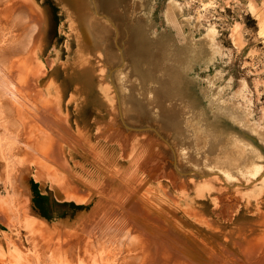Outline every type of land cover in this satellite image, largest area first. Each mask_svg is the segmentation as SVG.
Wrapping results in <instances>:
<instances>
[{"label":"rangeland","instance_id":"rangeland-1","mask_svg":"<svg viewBox=\"0 0 264 264\" xmlns=\"http://www.w3.org/2000/svg\"><path fill=\"white\" fill-rule=\"evenodd\" d=\"M28 2L47 32L32 60L35 71L21 69L23 76L18 70L11 88L4 85L7 58H0V264H154L139 259L141 248L125 245L131 224L118 229L115 221L127 212L154 222L164 235L170 227L193 237L184 264H264V0ZM5 16L0 10V19ZM10 18L16 24L10 33L18 37L26 17L8 12ZM36 37L17 60L35 50ZM85 57L94 81L77 86L76 63ZM5 103L17 112H7ZM31 137L37 154L26 148ZM226 139L241 140L258 171L228 177L204 166L205 152L218 151ZM69 164L87 182L74 197H67ZM109 181L116 187L106 192ZM130 188L142 199L131 200ZM101 189L107 194L100 201L95 192ZM98 203L94 216L105 218L86 225L84 217H93ZM66 237H86L84 246L62 250ZM146 249V255L154 252Z\"/></svg>","mask_w":264,"mask_h":264},{"label":"bare ground","instance_id":"bare-ground-1","mask_svg":"<svg viewBox=\"0 0 264 264\" xmlns=\"http://www.w3.org/2000/svg\"><path fill=\"white\" fill-rule=\"evenodd\" d=\"M3 2H6L5 4H2ZM28 3H30V2H28V0H26V3H24V2H22V0H0V10H2V11H4L5 13H6V18L8 17V12H15L16 14H18V13H22L25 17H26V26H24V27H22L21 28V31H20V33L18 34V37H13L12 35H11V33H10V30H9V28H11V27H13V26H15L16 24L13 22V19L14 18H10L9 20H7L6 18L4 19V21H3V19H0V40L1 41H4V42H6V45L4 44L2 47H0V58L2 59H5V58H7V60H6V63H7V74H5L6 75V77L8 78L7 80H5L4 81V85H6L7 84V82L6 81H8V85H6L7 87L9 86H11L13 83H14V81L16 80V78L19 76V74L17 75V71L18 70H20V72H21V74H23L22 73V70L21 69H25V68H27V69H29L28 71V74L30 75V73H33L35 70H33L32 69V67H33V65H34V58H36L37 57V54H38V51L39 50H42V47H43V45L45 44V41H46V32H47V25H46V23H44V19L42 20V18L41 19H39L38 17H37V15H35L34 13H32L31 11H30V8H29V5H27ZM75 19H76V23H77V26H78V28H79V30H80V32H81V34H83V41L84 42H86V43H88V40H90V39H88V36L86 35L87 33H86V29L83 27V22H82V19H83V15H81V13H80V11H79V9H77V11H76V15H75ZM2 24H7V29L6 30H4V31H2L1 30V26H2ZM33 28H37L38 30H37V32H36V30L35 29H33ZM85 29V30H84ZM37 34V37H36V43H37V45L35 44L34 46L36 47L35 48V50H32V52H29L30 53V55H27V53H26V55H24V56H22L21 58H19L18 60L15 58V57H17V56H20L19 54H21V52H24L25 50H27L28 48H29V46H30V44H31V42L33 41V39H32V37H34V35H36ZM32 39V40H31ZM2 45V44H1ZM1 48H3V50L1 49ZM39 49V50H38ZM29 50V49H28ZM38 50V51H37ZM27 52V51H26ZM97 52H99L98 50H97ZM28 53V54H29ZM100 54L102 53V51L101 52H99ZM24 54V53H23ZM83 54H85V53H83ZM22 59V61H20ZM32 60H34V61H32ZM85 61V62H84ZM84 61L82 60V61H79V62H77L76 64L77 65H79L77 68H78V71L79 72H76V78H75V80L77 81V86H80L79 84H84V85H87V84H91V83H93V81H94V78H93V69L91 68L90 69V64L92 65L93 63H92V61H88V57H85L84 58ZM20 63V64H19ZM3 65V64H2ZM1 65V60H0V68H1V70L3 69L2 66ZM5 67V66H4ZM35 67H36V65H35ZM75 68V67H74ZM76 68V69H77ZM4 70V69H3ZM6 71V70H5ZM75 71V70H74ZM24 73H25V71H23ZM27 73V72H26ZM4 75V74H3ZM23 76H24V74H23ZM26 76V75H25ZM3 77V76H2ZM28 78V77H27ZM4 79H5V77H4ZM15 79V80H14ZM18 79H20V80H23V79H21V77L20 78H18ZM14 80V81H13ZM37 81H38V78L36 79ZM19 81V80H18ZM39 81H40V79H39ZM5 82H6V84H5ZM25 82V81H24ZM38 83V82H37ZM3 85V81H2V79L0 78V90L2 89V87L4 86ZM20 85V84H19ZM25 85V84H24ZM7 87H5V88H7ZM22 87V86H21ZM84 87V86H83ZM87 87V86H86ZM11 88V87H10ZM24 88H25V86H24ZM89 88V87H88ZM20 89V88H19ZM86 89V88H85ZM4 90V89H3ZM6 90V89H5ZM8 90V89H7ZM6 90V92L8 93L9 91H11L10 89H9V91H7ZM19 91V94H20V90H18ZM17 92V91H16ZM10 94V93H9ZM18 94V95H19ZM21 95V94H20ZM100 95V94H99ZM106 95V94H105ZM0 96H2V94H1V91H0ZM98 96V95H97ZM103 96V95H102ZM131 96V95H130ZM3 97V96H2ZM19 97V96H18ZM100 97V96H99ZM98 97V98H99ZM6 98V97H5ZM13 98V97H12ZM164 98V97H163ZM15 99H16V97H15ZM153 99V98H152ZM6 100V99H5ZM4 99L2 100V101H5ZM106 100V99H105ZM104 100V101H105ZM158 100V99H157ZM8 101V100H7ZM148 101H150V100H148ZM1 103V102H0ZM10 103V102H9ZM9 103H7V105H6V103H5V105H4V107H6L5 109L7 110V112H14V111H16V109H15V107H13V108H8V107H10V106H8L9 105ZM14 103V102H13ZM12 103V104H13ZM18 103V102H17ZM114 104V103H113ZM23 105V104H22ZM8 106V107H7ZM20 107H22V106H20ZM114 108V107H113ZM158 108V107H157ZM20 110V118H21V120H25V116L23 117L22 115H21V112H24L21 108L19 109ZM121 110V109H120ZM119 110V111H120ZM17 112V111H16ZM157 112V111H156ZM38 113V112H37ZM15 113H12V114H10L11 116H15L14 115ZM24 114V113H23ZM42 114V113H41ZM43 116V115H42ZM40 117V116H39ZM160 117V116H159ZM43 118V117H42ZM170 118V117H169ZM34 119V118H33ZM121 119V118H120ZM17 120H19V119H17ZM27 121L28 120H26V123H27ZM21 122V125H22V121H20ZM19 123V122H18ZM68 123V122H67ZM20 124V123H19ZM189 124V123H188ZM190 124H191V122H190ZM17 125V124H16ZM20 125V126H21ZM110 125V124H109ZM123 125V124H122ZM152 125V124H151ZM193 125V124H192ZM204 125V124H203ZM29 126H30V123H29ZM44 126V125H43ZM148 126H149V124H148ZM147 126V127H148ZM178 126V125H177ZM211 126V125H210ZM16 127V126H15ZM123 127V126H122ZM125 127V126H124ZM127 127V126H126ZM137 127V126H136ZM179 127V126H178ZM188 127V126H187ZM190 127V126H189ZM189 127H188V129L187 130H189ZM206 127V126H205ZM17 128V127H16ZM30 128H31V126H30ZM102 128V127H101ZM100 128V129H101ZM182 128V127H181ZM180 128V129H181ZM106 129V128H105ZM201 129H202V127H201ZM209 129H210V127H209ZM101 130H103V128L101 129ZM179 130V129H178ZM191 130V129H190ZM193 130V129H192ZM204 130V129H203ZM215 130V129H214ZM62 131V130H61ZM110 131V130H109ZM180 131V130H179ZM182 131V130H181ZM111 132H113V131H111ZM184 132V131H183ZM211 132V131H210ZM22 133V132H21ZM32 133V132H31ZM36 133V132H35ZM181 133V132H180ZM205 133V132H204ZM51 133H49V136L50 137H53V135L51 136L50 135ZM55 134V133H54ZM57 134V133H56ZM55 134V135H56ZM201 134H202V132H201ZM200 134V135H201ZM212 134V133H211ZM214 134V133H213ZM54 135V136H55ZM59 135V133L54 137V139L57 137ZM207 135V134H206ZM215 135H216V133H215ZM37 136V135H36ZM60 136V135H59ZM59 136L56 138V139H58V141H56V144H58L57 142H59ZM102 136L104 137H106V138H108L109 140H112L113 139V137L112 136H114V135H112L111 136V134H109V132L107 133V134H105L104 132H103V134H102ZM188 136V135H187ZM202 136H203V134H202ZM209 136V135H208ZM30 137V136H29ZM69 137V136H68ZM125 137V136H124ZM160 137V136H159ZM34 138V140H36V138L37 137H33ZM115 138V137H114ZM116 138H118V137H116ZM161 138V137H160ZM197 138H200V137H198L197 136ZM216 138V137H215ZM220 138V137H219ZM233 138V137H232ZM235 138V137H234ZM233 138V139H234ZM48 139V138H47ZM52 140H54L53 138H51ZM50 139V140H51ZM55 139V140H56ZM61 139V138H60ZM182 139V138H181ZM209 139V138H208ZM210 139H212L211 137H210ZM209 139V140H210ZM216 139H218V137L216 138ZM17 140H19L20 141V139H17ZM127 141H128V139H126ZM146 140H147V138H146ZM213 140H214V138H213ZM212 140V141H213ZM238 140V139H237ZM234 141V140H230V139H226V142H224L223 143V145L222 146H219V150L217 151L216 150V152H212L213 154H211L210 153V151H211V149L209 150V152H208V150L205 152L206 153V156L204 155V158H203V161H204V166H210V167H214V168H216V167H218V168H220V169H223L226 173H227V175H228V177H232V176H234V172H241V173H243V172H245V173H252L253 171H258L257 169V165L254 163V162H252L251 161V159L249 160V158H248V153L246 154H244V152L243 151H241V147H240V144H243L242 143V141L240 140V141ZM127 141H122V145H126V147H127V144H126V142ZM214 141H216V140H214ZM222 141V140H221ZM54 142V141H53ZM181 142V141H180ZM249 142V141H248ZM22 143V142H21ZM29 143V144H28ZM28 143H25L26 145H27V150H29L30 152H32L33 154H37L36 152H38V151H36L37 150V148L36 147H38L37 145H38V143H37V141L35 142V141H33V139H32V137L31 138H29V140H28ZM41 143H43V141L41 142ZM50 143H51V141H50ZM60 144H61V141L59 142ZM215 143V142H214ZM240 143V144H239ZM250 143V142H249ZM20 144V143H19ZM37 144V145H36ZM40 144V143H39ZM59 144V148L61 147V145ZM68 144H70V141L68 142ZM76 144V143H75ZM178 144H179V142H178ZM182 144H183V141H182ZM185 144V143H184ZM211 144V143H210ZM213 144V143H212ZM211 144V145H212ZM215 144H217V143H215ZM220 144H222V143H220ZM224 144H226V146L224 145ZM247 144V143H246ZM43 145V144H42ZM54 145V144H53ZM192 145V144H191ZM210 145V146H211ZM248 145V144H247ZM246 145V148H248L249 146H247ZM20 146H21V144H20ZM41 146V145H40ZM39 146V147H40ZM44 146V145H43ZM58 146V145H57ZM56 146V147H57ZM71 146V145H70ZM209 146V147H210ZM214 146V145H213ZM212 146V147H213ZM52 147H55V145L54 146H52ZM73 147L74 146H72L71 148L73 149ZM81 147V146H80ZM125 147V148H126ZM240 147V148H239ZM244 147H245V144H244ZM45 148V147H44ZM50 149H51V145H50V147H49ZM59 148H57V149H59ZM182 148V147H181ZM184 148V147H183ZM195 148V147H194ZM39 149V148H38ZM75 149V148H74ZM180 149V148H179ZM244 149V148H243ZM46 150H48V149H46ZM56 150V149H55ZM61 150V149H60ZM86 150V149H85ZM42 151V150H41ZM62 151V150H61ZM78 151V150H77ZM43 152V151H42ZM59 152V151H58ZM182 152V151H181ZM249 152V151H248ZM254 152H255V150H254ZM253 152V153H254ZM39 153V152H38ZM62 153V152H61ZM183 153V152H182ZM203 153V152H202ZM216 153V155H215V157L213 156L214 154ZM249 153H251V151L249 152ZM40 154H41V152H40ZM58 154H60V152L58 153ZM204 154V153H203ZM46 155V154H45ZM61 155V154H60ZM64 156H65V154H63ZM71 155H73V156H75L74 155V153L73 152H71ZM181 155V154H180ZM246 156H247V158H246ZM38 157V156H37ZM63 157V156H62ZM39 158V157H38ZM44 158V157H43ZM43 158H41L40 157V159H42V161H43ZM74 158V157H73ZM147 158H149V157H147ZM182 158V157H181ZM66 159L68 160V163H70V161H69V158H68V155H66ZM160 159H161V157H160ZM85 160H86V158H85ZM154 159H152V161H153ZM158 160V159H157ZM45 161V160H44ZM151 161V160H150ZM143 163V162H142ZM159 163V162H158ZM164 163V162H163ZM102 164V163H101ZM144 164V163H143ZM206 164V165H205ZM65 165H67V164H65ZM103 165V164H102ZM101 165V166H102ZM109 165V164H108ZM107 165V166H108ZM158 166V165H157ZM161 166V165H160ZM259 166V165H258ZM104 167H106L105 165H104ZM68 168H69V172H66V170H65V173H67L66 175H67V179L69 180H67L66 178H65V181L67 180V182H68V186H69V183L71 184L70 185V187H67V185L65 184V182H64V184L66 185L65 186V188L66 189H68L67 190V197H74L75 195H77L78 193H80L79 191H80V189L83 187V186H85L86 184H87V182H86V180L85 179H83V178H81V177H79V175H78V173H77V170H74L72 167H71V165L69 164V166H68ZM107 169V168H106ZM101 170V169H100ZM110 170V169H109ZM151 170V169H150ZM156 170H157V167H156ZM68 171V170H67ZM103 171V170H102ZM154 171V170H153ZM247 171H249V172H247ZM252 171V172H251ZM152 172V171H151ZM103 173V172H102ZM105 173V172H104ZM115 173V172H114ZM149 173V172H148ZM154 174H155V172H153ZM152 176H153V174L152 173H150ZM158 174V173H157ZM253 174V173H252ZM150 175V176H151ZM220 175V174H219ZM108 176V175H107ZM114 176H115V174H114ZM120 176V175H119ZM118 176V177H119ZM218 176V175H217ZM117 177V176H116ZM171 177V176H170ZM122 178V177H121ZM120 179V178H119ZM173 179H175V178H173ZM217 179H219L220 180V177L218 176L217 177ZM114 180V179H113ZM112 180V181H113ZM122 180V179H121ZM134 180V179H133ZM171 180H172V178H171ZM112 181H109V185L108 186H110V182L112 183V185H111V188L109 189V190H105L106 192H108V191H111V189H112V187H113V182ZM136 181V180H135ZM170 181V180H169ZM232 181V180H231ZM98 182V181H97ZM105 182H107V181H105ZM127 183V182H126ZM118 184V183H117ZM129 184V183H128ZM174 184V183H173ZM131 185V184H130ZM236 185V184H235ZM107 186V188H109ZM136 186V185H135ZM114 187H116V185H114ZM66 189H64V193L66 192ZM106 189V188H105ZM131 189V188H130ZM69 191V192H68ZM82 191V190H81ZM98 191V190H97ZM102 191H103V194H102ZM103 189H101V191H99L100 193H98V192H95V193H97L98 194V196H99V199L98 200H100L101 201V199L103 198V196L102 195H106L107 193H105L104 194V192H105ZM143 191H145V190H143ZM141 192V191H140ZM140 192H139V190L138 189H131V190H129V193H128V197L130 196V199L131 198H138V199H142L141 197H142V195L140 194ZM81 194V193H80ZM79 194V195H80ZM110 194V193H109ZM109 197V196H108ZM145 197V196H144ZM92 198V197H91ZM90 198V199H91ZM68 199V198H67ZM72 199V198H71ZM88 200H89V198H88ZM127 200H128V198H127ZM131 200H133V199H131ZM126 203H127V201L126 200H124ZM128 202H129V200H128ZM132 202V201H131ZM126 203L124 204V205H126ZM101 204L102 203H98V204H96L95 205V208L93 209V211L94 212H91L92 213V215H93V217H91L90 219H89V215L88 216H85L84 217V219H83V223H85L86 225H90L92 222H94L96 219H102V218H105V217H103V215H102V217H99V216H97L98 218H96L94 215H95V213L97 214V212H98V210H99V208L101 207ZM115 204V203H114ZM120 204V203H119ZM127 205H129L128 203H127ZM132 205V203H130V206ZM140 205V204H139ZM139 205L137 204V206H138V208H139ZM108 206V205H107ZM110 206V205H109ZM123 206V205H122ZM135 206V205H134ZM133 205L131 206L132 208L131 209H133V207H134ZM120 207V206H119ZM121 208H123V207H121ZM134 208H137V207H134ZM130 209V208H129ZM97 210V211H96ZM117 210V209H116ZM124 210H125V207H124ZM128 210V209H127ZM134 210V209H133ZM146 210V209H145ZM107 211V210H106ZM136 211V210H135ZM130 212V211H129ZM131 212H132V210H131ZM101 213V212H100ZM103 213H104V211H103ZM118 213V212H117ZM125 213V212H124ZM147 212H144V214L145 215H147L146 214ZM215 213H218L217 211L215 212ZM120 214V213H119ZM118 214V215H119ZM136 214H138V213H136ZM149 215V214H148ZM202 214H200V216H201ZM116 216V215H115ZM118 217V216H117ZM117 217H116V219H117ZM138 217V216H137ZM135 215H132V214H128V212L123 216V220H117V222L115 221V224L117 225V228L119 229V226H122L123 228H125L127 225H129V224H131L130 226L131 227H129L128 226V228H129V231H131L130 230V228L132 229V231H133V233L131 234V235H133L132 237L130 236V238H132V239H128V242L129 243H125V245H129V247L128 248H130V246H131V248H141L140 250H141V253L140 252H138V253H140L139 255H141L140 256V258H139V256H137V258H139V259H141V261L143 262V260H146V263H147V260L149 259V261L150 260H152L153 261V263L154 264H162L161 262H163V258H165V261L166 260H168L169 261V264L170 263H172V264H175L176 263V260L178 259L179 261H180V259H182L181 257H183V253H185L186 255H187V253H189V252H187V251H189L190 249H192L191 248V243L192 242H195V241H193V237L190 239V238H185V236H180V235H177V233L174 231V230H172V228H170L169 227V232H170V236L169 235H164L162 232L163 231H161V229L160 230H158L156 227H154V222L152 223L151 221H149V219H146V221L144 220H141L140 218H137ZM113 219V218H112ZM121 219V218H120ZM38 224L39 223H41V222H37ZM176 223V222H175ZM173 224V223H172ZM37 225V224H36ZM43 225V227L44 228H47V229H50L49 227H48V225H46L45 223L44 224H42ZM42 225H38V227L40 226L41 228H43L42 227ZM107 228H109V227H107ZM106 228V229H107ZM99 229H101V228H99ZM103 229H105V228H103ZM102 229V230H103ZM111 229V228H110ZM43 230V229H42ZM45 230V229H44ZM112 230V229H111ZM107 231V230H106ZM113 231V230H112ZM126 231V230H125ZM131 231V232H132ZM51 232V231H50ZM104 232H105V230H104ZM55 233V232H54ZM130 233V232H129ZM173 233L175 234V236H177V237H175L174 235H173ZM102 234H103V232H102ZM128 234V233H127ZM94 235V234H93ZM60 236V235H59ZM58 236V237H59ZM124 236H126V234L124 235ZM246 236V235H245ZM53 237V236H52ZM128 237V236H127ZM56 238V237H55ZM64 238V237H63ZM68 238V239H67ZM85 238L86 237H80V238H77V239H72V238H69V237H66V240H63V242L61 241V242H59V243H61V249L62 250H66L67 248H70V250L72 251L73 249H76V247H77V245H82V246H84V240H85ZM95 238V237H94ZM122 238V237H121ZM57 240H58V238H56ZM155 239V240H154ZM188 239H190V240H192V242H190ZM59 240H60V238H59ZM124 240V239H123ZM127 239H125V241H126ZM196 240V239H195ZM90 241V240H89ZM258 241V240H257ZM122 243H124V242H122ZM148 243V244H147ZM150 244V245H149ZM156 244H158V248H156ZM193 244V243H192ZM88 245V244H87ZM153 245V246H152ZM86 246V245H85ZM152 246V247H151ZM146 247L148 248L149 247V249L148 250H150V248H152L153 249V251L154 252H150L151 253V255L150 254H147L146 255V253L148 252H146L145 251V249H146ZM176 249H179V250H177L176 251ZM126 250H127V248H126ZM139 250V251H140ZM147 250V249H146ZM181 250H183V252L181 251ZM179 251V252H178ZM146 252V253H145ZM180 253V252H182V255H178V253ZM137 253V254H138ZM260 254V253H259ZM135 255V254H134ZM201 255V254H200ZM187 256H189V255H187ZM215 256V255H214ZM260 256V255H259ZM130 257V256H129ZM177 257H179V258H177ZM185 257V256H184ZM183 257V258H184ZM193 257V256H192ZM136 258V259H137ZM159 258V259H158ZM190 257H187V258H184V262H182L183 264L185 263V259H186V262H188L187 260L189 259ZM258 258H260V257H258ZM128 259V258H127ZM134 259H135V257H134ZM138 259V260H139ZM210 259V258H209ZM137 260V261H138ZM191 260V259H190ZM200 260V259H199ZM208 260V259H207ZM213 260V259H212ZM217 260V259H216ZM194 260H192L191 262H193ZM211 261V260H210ZM195 262H197L196 260H195ZM203 262H205L206 263V261H203ZM125 263V262H124ZM130 263V262H129ZM165 263H167V261L165 262ZM189 263H190V261H189ZM188 263V264H189ZM194 263V262H193ZM132 264V263H131ZM140 264V263H139ZM192 264V263H191ZM194 264H196V263H194ZM197 264H202V262H198ZM213 264V263H212Z\"/></svg>","mask_w":264,"mask_h":264}]
</instances>
